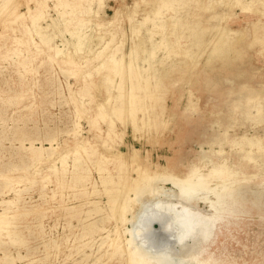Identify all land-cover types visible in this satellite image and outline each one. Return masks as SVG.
I'll list each match as a JSON object with an SVG mask.
<instances>
[{
	"label": "rangeland",
	"instance_id": "1",
	"mask_svg": "<svg viewBox=\"0 0 264 264\" xmlns=\"http://www.w3.org/2000/svg\"><path fill=\"white\" fill-rule=\"evenodd\" d=\"M185 209L220 211L215 241L175 240ZM132 248L264 264V0H0V264Z\"/></svg>",
	"mask_w": 264,
	"mask_h": 264
},
{
	"label": "bare ground",
	"instance_id": "2",
	"mask_svg": "<svg viewBox=\"0 0 264 264\" xmlns=\"http://www.w3.org/2000/svg\"><path fill=\"white\" fill-rule=\"evenodd\" d=\"M233 47V46H231ZM230 47V48H231ZM234 48V47H233ZM232 49V48H231ZM233 50V49H232ZM234 51V50H233ZM231 53V51H230ZM235 53H237L235 51ZM234 55V53H233ZM139 89V88H138ZM137 89V90H138ZM224 89V88H223ZM151 90H149L150 92ZM224 92H222L220 94V98H225L227 96H229L232 92H230V90H223ZM137 92V91H136ZM135 92V93H136ZM134 93V92H133ZM132 93V94H133ZM134 93V94H135ZM148 92L146 91V94ZM133 94V96H134ZM151 94V93H150ZM131 95V94H130ZM140 95V94H139ZM148 95V94H147ZM137 98V95L135 96V99ZM139 98V97H138ZM141 98V97H140ZM139 98V99H140ZM131 99V98H130ZM133 99V98H132ZM137 100V99H136ZM141 100V99H140ZM140 100L138 101V104L140 103ZM131 101V100H130ZM135 101V100H134ZM133 102V101H132ZM133 104H136L137 103H134ZM133 106V105H131ZM141 106V105H140ZM135 107V105H134ZM137 107V106H136ZM139 107V105H138ZM131 108H129L130 110ZM137 109V108H135ZM134 110V108L132 109ZM132 112V111H130ZM149 176L147 174H143L141 176V180H136L135 184L130 186L129 185V190L126 192V191H123V192H126V194L123 195V201H124V207L121 209V210H125L126 213H127V208L130 207V205H132V202H133V198L131 197V195L129 194L130 191H134L136 195H139L141 194L143 191H145L147 188H148V185H149V181H148ZM198 185L200 187H204L205 185V179L203 178V176H200L198 178V180H196L195 182H193V185ZM125 190V189H124ZM122 194V193H121ZM119 197V196H118ZM122 198V197H121ZM120 198V199H121ZM117 199V198H114V200ZM113 200V199H112ZM117 201V200H116ZM121 201V200H120ZM112 204H114L112 202ZM121 204V202H120ZM116 205L118 206V204L116 203ZM112 206V205H111ZM115 208V207H114ZM118 209V208H117ZM119 210V209H118ZM120 210V211H121ZM115 211V209L113 210ZM115 213V212H114ZM121 213H124V212H121ZM125 214V213H124ZM122 214V223H124L128 217L127 215L125 214ZM117 216V215H116ZM201 216V215H200ZM198 217V214L197 213H192L190 211V209H185V211H179V212H176V214L172 217V220H173V224H177L179 230H178V235L176 236L175 240L178 241L179 243H182L183 240H185L187 237H191L193 236L194 234L198 233V234H202L201 236V240H202V244L204 246V243L206 241H208V239H212L215 241L217 235L219 234V232L221 231L222 229V225L225 223V218L224 216L220 213V211H216L214 214H210V215H204L202 217ZM119 215L117 216V219H118ZM180 218V219H179ZM153 224H155L156 226V229H157V225L159 224L161 227H160V232L162 234H167L169 232L172 231V226L173 224H169V223H165V220H160L159 216L158 215H155L154 218L150 221V225L152 226ZM139 230H136L135 234L138 233ZM121 235V232L119 230H117V239L118 237ZM115 238V240H113V244L115 247L119 246L120 244L117 242V240ZM128 243H132V239H129L128 240ZM210 245H207L205 247L209 248ZM204 248V247H203ZM210 257L211 256H207L206 258L202 259L200 262L201 264H209V260H210ZM127 264H150V261L148 260V258L146 257V252L144 250H142L141 248H132V249H129L128 250V253H127Z\"/></svg>",
	"mask_w": 264,
	"mask_h": 264
}]
</instances>
